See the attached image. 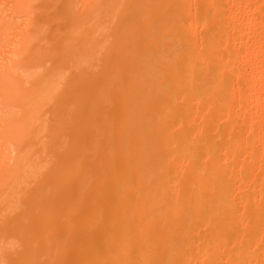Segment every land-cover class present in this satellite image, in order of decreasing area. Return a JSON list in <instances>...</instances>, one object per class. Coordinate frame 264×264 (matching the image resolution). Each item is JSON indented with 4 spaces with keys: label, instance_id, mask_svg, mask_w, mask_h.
Here are the masks:
<instances>
[{
    "label": "bare ground",
    "instance_id": "bare-ground-1",
    "mask_svg": "<svg viewBox=\"0 0 264 264\" xmlns=\"http://www.w3.org/2000/svg\"><path fill=\"white\" fill-rule=\"evenodd\" d=\"M0 264H264V0H0Z\"/></svg>",
    "mask_w": 264,
    "mask_h": 264
}]
</instances>
